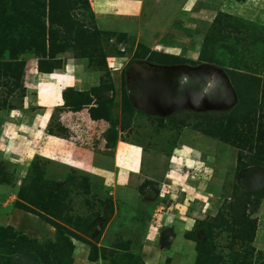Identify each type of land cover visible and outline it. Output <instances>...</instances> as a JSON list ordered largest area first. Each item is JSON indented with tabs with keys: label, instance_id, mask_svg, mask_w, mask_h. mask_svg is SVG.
I'll list each match as a JSON object with an SVG mask.
<instances>
[{
	"label": "rangeland",
	"instance_id": "obj_1",
	"mask_svg": "<svg viewBox=\"0 0 264 264\" xmlns=\"http://www.w3.org/2000/svg\"><path fill=\"white\" fill-rule=\"evenodd\" d=\"M45 3L0 53V264H264V0ZM29 62L76 67L53 134Z\"/></svg>",
	"mask_w": 264,
	"mask_h": 264
},
{
	"label": "trees",
	"instance_id": "obj_2",
	"mask_svg": "<svg viewBox=\"0 0 264 264\" xmlns=\"http://www.w3.org/2000/svg\"><path fill=\"white\" fill-rule=\"evenodd\" d=\"M25 1V4H26V7H27V11H25V13L21 12V11H18L16 10V6L11 8V9H6V11H3V13L0 14V53H3L4 50L7 49V45L11 44V42L13 41V31L14 30H18L21 26L19 25L20 22H22L23 24L27 25V27L30 26V21L32 19V16H34V14L30 13L29 11L30 10H33L34 11H41V8H46L48 7V4L45 3L46 0H24ZM66 0H62V2H65ZM52 2H54V0H52ZM56 10V9H55ZM51 11L52 8H51ZM53 12H56V11H53ZM54 20H58V21H61V19L63 20V18L58 15V16H55V18H53ZM10 30V31H9ZM5 32L7 34H5ZM10 32V33H9ZM62 51H60L59 49H56L55 50V56L58 54V53H61ZM24 63V62H23ZM21 65V70H20V75H24L25 72H24V66L25 64ZM42 72H51V70H47V71H44L41 69ZM71 89V88H70ZM66 90L63 91V97H66V93H65ZM66 99V98H65ZM67 104V105H66ZM87 105L89 103H73L71 105H69L68 103H65V105L67 107H70L72 110H77V109H80L78 106L80 105ZM65 106V107H66ZM103 106L102 104L99 105V107ZM54 115V114H53ZM53 117L51 118V124L49 126V129L48 131L53 134L54 132L51 131V126H52V121H53ZM113 127V125H112ZM114 129V127H113ZM253 131V130H252ZM237 136L236 138H233L234 140H232V138H226L225 137V142L229 143V144H233V145H240L239 143L241 144H246V143H254V141H250L249 138H247V136L242 133V132H238V129L236 131ZM257 142V140H256ZM264 131L262 130V127L260 128V131H259V136H258V149L259 151H262L264 150ZM244 203L243 205H241L242 207H246V202H241V204ZM237 204V203H235ZM234 203H232L233 207L235 205ZM237 206V205H236ZM235 211H236V208H234ZM244 225V224H243ZM241 225L242 227H246L245 225L243 226ZM253 229V227H252ZM251 229V230H252ZM2 228L0 226V232H1ZM246 230V228H245ZM253 233V232H252ZM2 235L0 234V240L2 239ZM24 239V238H23ZM51 251L54 253H52V257L54 258V261L58 264H62V263H66L65 259H66V256L65 254H63L62 252V244H58V243H55L51 246ZM29 256V259H33L34 257V254L32 255V253H29L27 254Z\"/></svg>",
	"mask_w": 264,
	"mask_h": 264
},
{
	"label": "crops",
	"instance_id": "obj_3",
	"mask_svg": "<svg viewBox=\"0 0 264 264\" xmlns=\"http://www.w3.org/2000/svg\"><path fill=\"white\" fill-rule=\"evenodd\" d=\"M126 0H124L125 2ZM129 8L132 9L133 6H131V3L137 4L140 2V0H127ZM122 5H125L124 3ZM32 63V62H29ZM28 65V70H25V88L29 92L30 96H36L37 101H47L43 104H38L39 107H44V113L40 116L41 118L44 117L49 109L51 110V113L48 117L46 126L43 128L44 130H47L48 127L51 124V115L53 111H55V108L60 107L63 103H60V98H62L63 91L67 88L75 87L76 84H79V80L77 78V71L76 67H74L72 64L68 63V66L65 67L64 72H57L54 76V78H51L50 75L47 73H41L38 71L37 67L34 63L32 64H26ZM44 76V77H43ZM50 76V77H48ZM45 92V98H43L42 93ZM60 92V98L57 97L56 93ZM34 94V95H33ZM62 100V99H61ZM54 109V110H53ZM1 116V115H0ZM11 119H16L14 116H10ZM44 118H42L40 121H42ZM35 122L37 121V117L34 118ZM42 128L41 124L38 127V130ZM54 137V136H53ZM55 138H58L57 136ZM81 159V157H74L72 158L73 162H77ZM71 163V162H68ZM71 165V164H70ZM68 165V166H70ZM174 173V172H173Z\"/></svg>",
	"mask_w": 264,
	"mask_h": 264
}]
</instances>
